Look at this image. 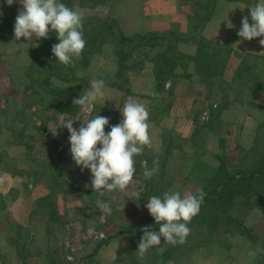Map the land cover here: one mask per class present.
I'll return each mask as SVG.
<instances>
[{
    "label": "rangeland",
    "instance_id": "1",
    "mask_svg": "<svg viewBox=\"0 0 264 264\" xmlns=\"http://www.w3.org/2000/svg\"><path fill=\"white\" fill-rule=\"evenodd\" d=\"M254 1L252 0V2ZM145 3L146 0H105V4L93 7L86 5L87 3L80 4L78 0H75L72 2L70 8L79 9L82 16L108 17L111 21H114L116 25L115 29H117L118 24L125 34L134 35L143 34L138 31H145L149 28V24L141 17L158 16L162 20L166 17H170V19L172 17L175 18L177 17L175 15L180 12L185 14L188 12V3L190 1L179 0L180 6L177 8L178 0H155L153 6L154 15L149 8H146ZM17 5L19 9V3ZM153 20L155 21L156 19L153 18ZM172 24L169 26L165 24L162 27L152 25L153 27L150 31L175 29ZM35 42V46L40 45V41L35 40ZM27 47L20 40H0V126L2 127L0 129L6 131L4 144L7 147L8 143L10 155L18 156L17 150H24L22 152L23 155L17 157L14 165L9 164L10 168L12 167L10 172L2 171L0 167V264H242L243 258L249 259V263L255 264L254 261L262 257L255 250H261L264 246V241H261L259 238L260 236L264 237V232L262 231L260 232L261 235L255 234V239L252 245L249 246L250 248L241 243L242 237L237 235L236 232L233 231L231 233L229 231L226 240H221V242H226V246L221 250H217L214 245V248L210 250L203 247L202 244H205L207 240L209 241V237L213 239L221 237V235L214 233L215 230H220L205 229L208 231L204 233V229L199 232L197 226L192 227L191 225H188L191 226V232L186 238L185 243L172 246L164 243L162 240L160 246L150 249L143 257H140L136 251L143 234L138 237H132V235L124 233L123 230L126 227L140 223L150 215L145 206L148 197L145 194L147 188L142 179V170H138V172L135 170L134 181L125 192H105L103 196H99L90 187L91 173L87 169L81 171V168L74 164L70 155V148L63 149L64 156L58 167L61 175L60 184L55 185V182L53 185L46 183L51 187L45 196L36 200L32 212L28 215L29 219H27L29 221L27 224L22 227L19 223L15 222L9 212L5 211L7 204L18 195L15 189H21L25 185L27 190L30 189L28 185H31L33 180L30 178V175L26 174L31 172L30 168L39 167L35 162L37 156L41 155L42 157V155H46V151H48L47 147H49L51 152L53 151L54 144L61 146L63 145L62 141L66 140L61 139L64 128L58 129V134L55 136L48 128L55 131V127L61 119L83 121L86 118H94L100 114L109 118L110 123L105 128V132L107 133L110 131L111 126L116 125L117 121L118 123L121 121L122 117L117 110V104L122 101L124 103L128 96H133L144 103L150 113L149 123L150 127H153L149 129L151 145L145 146L144 149L148 148L151 156L154 155L155 157L162 158L164 155L162 147L166 146L171 139V146L174 149L184 147V149L189 148L191 150L190 153L177 154L180 161H185L192 156L191 163L187 166V175L191 176V180L196 178L200 172L199 167H197L198 165L193 163L197 145L191 137H194L199 131L198 112L201 110V106L193 109L192 118L188 122L175 120L180 117L179 113L184 114L181 106L176 107L175 116L171 114L167 121L156 122L158 115L162 120L168 111L167 116H169L171 105L168 102L171 101L174 94L176 95L179 92L178 87L175 86L177 78L170 80L173 86H175L170 92H166L165 90L158 91L156 83L155 89L153 88L151 92L157 96H153L154 98L147 97L149 95L146 93L148 85L146 86L144 83L150 73L145 71V66L144 71L131 68L126 73L125 86L128 92L117 89V78L115 77L117 72L116 59L113 55L112 46L107 44L101 48L97 57L90 61L91 66L86 68L87 71L92 73V75H89L88 80H104L105 96L97 100L94 111L90 114L79 110L75 115L61 116L60 114L62 113H56L55 109L44 110V106L36 104L37 98L29 97L30 92L26 89L29 81L25 75H22L31 61L27 53ZM184 50L186 51V49ZM221 56V68L225 70L230 56L224 52ZM75 65H77L76 62ZM129 67H132V65ZM73 69L75 71L74 77L69 78V83L63 84L54 81L55 87L59 88L64 85L68 87L78 86L84 74L79 69ZM227 77L228 75L225 73V79ZM111 82L115 83L116 86L111 87L106 84ZM132 82L135 83L134 85L132 84L133 88H131ZM196 84L195 82L194 86L191 87L196 92H200V88L203 87L199 88ZM248 94V92L244 94L243 102L246 101L245 99H248ZM233 95L229 96V101L235 99ZM205 97L209 105L214 104L216 101L215 96L208 93V91ZM149 100H153V102ZM244 106L241 102H233L229 106L230 109L228 108L229 114L224 113L225 119L230 122L232 120L231 123H235L236 128H239V125L243 123L242 119L247 114V109ZM23 107L26 109L24 110ZM207 109L210 114V107H207ZM162 110H165L163 116ZM248 110L250 114L256 115V112H253L252 108ZM16 111L21 112L19 118L16 115ZM80 121H76L73 127L79 129L81 126ZM250 124L251 126L249 127L252 131L255 129V125ZM204 125H208V122L204 123ZM25 126L26 129H23V135L20 133L22 130L20 128ZM187 129L188 133H190L189 135L186 133ZM191 133L192 136L190 137ZM182 135L188 136L183 138ZM163 137H165L164 144L162 142ZM44 145L47 146L46 149ZM66 145H69V143H66ZM181 149L180 151H182ZM165 150L167 149L164 148ZM4 151L8 150L4 149ZM141 154L135 156L136 158L134 157L136 163L139 161ZM229 156L231 155L225 154L222 158L226 160ZM232 158L235 157L232 156ZM57 161L59 162L58 159ZM142 161H145V158ZM141 162L140 165H142ZM236 163L239 162L237 161ZM246 163L250 162L247 160ZM182 164H180V167ZM17 169H20L25 174L22 177L17 173L14 174ZM3 172L11 173V176L15 177L14 181L16 179L17 182L13 188L9 186L7 181L4 184L2 179ZM178 173L179 167L178 169L176 167L174 169L171 168L170 171L166 164L167 183L171 185V189H174V179H176ZM203 173V176L208 177L210 169L206 173L203 171ZM17 177H20V179L18 180ZM144 180L148 181L145 178ZM9 183L11 185V177ZM7 185L9 189H7ZM5 189L8 191H2ZM175 190L180 192L177 186ZM97 200L110 204L112 208L110 215L105 216L100 211L97 206ZM45 221L49 225L48 232L45 230ZM262 224L264 227V222ZM13 247L16 248V255L10 253V250L7 252V249ZM226 247L228 248L227 250H225ZM39 251H42V255H39ZM94 251L96 253L92 256V252ZM250 252H255L256 255L254 257L248 256ZM86 255H90L91 257L86 259ZM263 259L264 257L261 260Z\"/></svg>",
    "mask_w": 264,
    "mask_h": 264
},
{
    "label": "trees",
    "instance_id": "2",
    "mask_svg": "<svg viewBox=\"0 0 264 264\" xmlns=\"http://www.w3.org/2000/svg\"><path fill=\"white\" fill-rule=\"evenodd\" d=\"M73 1L75 0H61L62 3L69 7ZM78 1L80 4L87 3L86 5L93 7L105 4V0ZM189 1V10L185 14L186 23L183 29L178 24L173 23L172 25L175 29L168 31L153 30L143 34L127 35L120 28V25L117 24V29H115L114 21H111L108 17L82 16L86 47L79 60H75L77 63L75 67H66L57 63L56 58L51 55L52 46L58 43L54 32L49 34L48 39L38 40L40 41L39 46H35L36 42L34 39L25 41L24 38H21L20 42L28 46L27 53L31 58L27 69L22 74L29 81V85L26 87L30 92L29 97L37 98L36 104L44 106V110L55 109L56 113H62L67 116L75 115L80 109L78 106L73 105V99L78 98L84 89L89 88L91 83L88 77L92 73L87 71L86 68L91 66L90 61L97 57L101 48L110 44L116 59L117 72L115 77L117 78V89L128 92L125 86L126 73L131 68L142 71L147 63L152 64L151 69L158 91H163L165 83L173 78H191L190 70L193 74L198 75L201 80L207 82L208 93L215 96L217 105H210L208 125H204V127H211L214 120L219 119L222 112L227 110L233 102L243 103L242 99L247 91L253 92L258 97L261 96L264 101V56H259L255 53L239 55L238 63L231 79H225L224 69L221 68V54L224 52L230 56L234 53L232 49L233 41L230 37H227L222 43L212 42L205 39L202 34L206 23L212 16L217 0ZM225 1L242 2L247 6V9L254 5L252 0ZM17 13V3L9 7L6 1L0 0V40H15L14 24ZM181 44L193 47V54L182 52L179 49ZM53 57L55 58L54 60ZM131 65L132 67H129ZM73 68L81 70L84 74L82 80L79 81V85L75 87H68L67 85L59 88L55 87L54 81L63 84L69 83V78L74 77L75 71ZM106 84L111 87L116 86L112 82ZM231 94H234L233 97L235 99L233 101H229ZM255 108L259 110V121L256 124L253 145L246 150L236 149L229 152L231 156L226 158V160L220 157L217 158L218 166L214 175L204 185L199 186L197 192L194 193L198 194L203 189L206 195L199 214L189 224L192 227L197 226L199 232L203 229H223L220 233L225 231H231L232 233L234 231L245 239L250 246L256 235L255 232L244 225L245 217L254 209L260 210L264 215V103ZM23 109L25 110L26 108L23 107ZM161 112L163 116L165 110ZM20 114L21 112L16 111L18 118ZM158 118H155L156 122L162 121L159 115ZM20 129H22L20 133L24 135L23 129H26V126ZM68 134L67 129L64 128L61 139L66 140L62 141L63 145L61 146L53 143V151L51 152L49 147L44 145L45 149L46 147L48 148L46 155L37 156L35 159L39 167L30 168L31 172L26 174L30 175L34 184H42L47 187V190L51 186L49 187L46 183L53 185L55 182V185L60 184L61 175L58 167L64 156L63 149L70 148V144L66 145V143H69ZM162 142L163 144L165 143V137H163ZM164 148L167 150L164 151ZM1 149V170L10 172L12 167L10 168L9 164L14 165L17 157L23 155L22 152L24 150L18 149L16 152L18 156H13L10 155V152L4 151L5 148ZM162 149L164 155L159 158L154 155L151 156L148 148H143V154L139 157V161L135 162V170L144 172L145 166L140 165L141 160L145 158L148 169L153 167V160L159 161L158 174L148 179L147 182L144 180V176L142 177L147 188L145 193L147 197L152 195L162 197L165 192L171 189V185L167 183L168 178L166 175V158L171 153L170 151L174 149L171 146V139ZM232 156L235 158H232ZM247 160L250 163H246ZM237 161L239 163H236ZM16 173L20 177L25 174L20 169L14 172V174ZM9 174L11 175V173ZM44 226L48 232L49 225L47 221H45ZM144 227H151L155 231L159 230V226L156 225L153 218L149 215L140 223L126 227L123 231L127 235L138 237L143 234L141 229ZM259 238L264 241L263 236ZM95 253L96 251L92 252V256ZM89 257L91 256H85L86 259Z\"/></svg>",
    "mask_w": 264,
    "mask_h": 264
},
{
    "label": "clouds",
    "instance_id": "3",
    "mask_svg": "<svg viewBox=\"0 0 264 264\" xmlns=\"http://www.w3.org/2000/svg\"><path fill=\"white\" fill-rule=\"evenodd\" d=\"M6 3L9 7L14 3L20 5L14 24L16 41L21 38L25 41L48 39L49 34L54 32L58 43L52 46V55L57 63L66 67L75 66V60L81 57L86 47L83 17L79 9L70 8L61 0H6ZM248 9L251 23L248 16L242 18L237 32L241 41L264 37V2ZM259 44L264 48V39H260ZM104 96V80H93L87 90L73 99V105L90 114L97 100ZM119 111L121 121L111 126L107 133L105 128L110 123L109 118L100 114L83 121L76 120L81 122L79 129L73 127L76 121L72 119H61L55 131L48 128L54 136L58 134V129H67L71 158L81 171L89 170L90 187L99 196L105 192H125L134 181V157L140 155L145 146L151 145L150 113L145 104L128 96ZM141 163L145 166V179L158 174V160H153L151 169L146 167L147 161ZM205 195L203 189L198 194L184 196L175 189H169L162 197H148L145 206L159 230H152L151 227L141 229L143 235L138 243V255L143 257L150 249L160 246L162 240L172 246L185 243L191 232L188 225L199 214ZM97 206L105 216L112 212L110 204L101 200H97ZM249 255L254 257L256 253L250 252Z\"/></svg>",
    "mask_w": 264,
    "mask_h": 264
},
{
    "label": "crops",
    "instance_id": "4",
    "mask_svg": "<svg viewBox=\"0 0 264 264\" xmlns=\"http://www.w3.org/2000/svg\"><path fill=\"white\" fill-rule=\"evenodd\" d=\"M154 1L155 0H146L145 6L146 8H149L151 13L154 15L153 12V6H154ZM264 2V0H255L254 5L256 3ZM179 0L177 3V8H179ZM177 17H166L164 20H162L160 17H141L146 22L149 24V28H147L145 31H138L139 33H146L152 30V25H156L157 27H162V25H170L172 23L178 24L182 29L185 26L186 19H185V13H178L175 15ZM244 16L249 17V23H251V17L249 10L247 9V6L238 1H225V0H217L214 5L213 13L210 18V20L206 23L204 29H203V37L209 41L212 42H224L227 37H230L231 40L233 41V51L234 53L230 55L228 58L227 62V67L224 70V72L228 75L227 80H230L233 72L235 70V66L238 63V56L243 55L244 53H255L259 56H264V48H262L259 44L260 39H264V37L256 38L253 39L252 41H241L240 37H238L237 32L240 30L241 27V21ZM153 18L156 20L154 21ZM167 26V27H168ZM157 29V28H156ZM181 29V30H182ZM180 50L184 53L192 55L194 52V48L189 46V45H183L181 44ZM188 48V49H187ZM186 49V51L184 50ZM222 58V56H221ZM145 71L149 74V77L145 79L146 86L148 85V89L146 90V93L149 94L147 97H152L157 96L153 92V88L155 89V84L156 81L154 79L153 73H152V64L147 63L145 67ZM144 71V70H143ZM191 74V78L189 79H184V78H177L175 86L178 87V93L169 101L168 103L171 105L170 106V112L169 116L168 111L167 115H165L162 118V121H167L170 118V115L173 114L175 116V111L177 106H181L183 108L184 114L179 113V118L175 119L178 121H189L192 117L191 114H193V109L197 106H201V110L198 112V120H199V131L194 137L192 136V133L190 135L191 139H193L194 143L197 145L194 155L195 157L193 158V163L197 164L199 167V174L191 180V176L187 175V166L188 164L191 163L192 156L185 160V161H180L178 158V153H190V149L184 147H181L182 151H180L179 148L177 149H172L170 154L167 156V168L171 171V168L174 169L176 167L178 169L179 167V173L177 174L176 179H174V184L173 187L177 186V188L180 190L181 195L184 196L185 194H188L191 192L192 194L197 192V189L199 186H202L205 184V182L211 178L212 174L216 170L218 166V161L217 158L220 157L222 158L225 156V154H229V152L234 151L236 149H243L246 150L250 148L253 145L254 137H255V129H256V124L259 121V110L255 108L258 105H263L264 101L261 96L254 95L253 92L247 91L248 94V99H245L246 101L242 103V105H245V109H247V114L244 115V118L242 119V124L239 125V128H236L235 123H231L229 120L225 119V114H229V109L225 110L222 112L220 115L219 119L214 120V123L211 125V127H204L203 124L208 122L209 120V110L207 107H210L209 103L206 100V94L208 91V84L204 80H201L200 77L196 74H193V72L190 70L189 72ZM136 82V81H134ZM131 83V88L132 84L134 85L135 83ZM195 82L197 83L196 85L203 88H200V92H196L193 87ZM143 83V82H141ZM173 86V83L171 81H167L164 85V90L166 92H170V90H173L175 88ZM150 89V90H149ZM173 92V91H172ZM168 95V93H167ZM255 97V98H254ZM150 102H153V100H149ZM216 103H214L215 106ZM124 103L123 101L117 104V110L119 111L122 109ZM192 107V110H191ZM252 108L253 112H256V115L250 114V111L248 109ZM169 110V109H168ZM117 111V112H118ZM120 112V111H119ZM244 114V113H243ZM167 116V117H166ZM166 117V118H165ZM255 125V129L251 131L250 127L251 124ZM227 124V126H226ZM203 126V127H202ZM0 128H2L0 126ZM153 127H150V129ZM188 129L186 130V133H188ZM6 135L5 130L0 129V139H1V148L9 150V145L7 143V147L4 144V136ZM188 135H182L183 138ZM189 137V138H190ZM7 142V141H6ZM5 146V147H4ZM160 152V150H159ZM193 153V152H192ZM183 163L180 167V164ZM210 169V174L208 177L203 176V171L206 173ZM212 169V171H211ZM4 173V172H3ZM184 173V174H183ZM5 175V176H4ZM170 175V172H169ZM1 177V176H0ZM10 177H11V185H10ZM7 178V179H6ZM14 176H11L9 173H4L2 176V179L4 181V184L7 183L11 188L15 186L16 184V179L14 181ZM19 180L20 177H17ZM185 179V180H184ZM191 181V182H190ZM9 186L7 185V189H9ZM30 189H26L25 187H21V189H15L18 195L13 198L8 204H7V209L5 210L6 212H9L11 217L14 218L15 222L19 223L22 227L27 224L29 221L28 215L29 213L32 212V209L34 207V204L36 200L40 197L45 196L48 193L47 187L44 185L40 184H34L31 183V185H28ZM2 191H8V190H2ZM187 192V193H184ZM6 193V192H5ZM184 195H183V194ZM2 216V215H1ZM28 218V219H27ZM264 222V215L263 213L258 210L254 209L249 214L245 217L244 220V225L251 229L255 234H260V232H264V227L263 223ZM205 230V229H204ZM208 230H205L207 232ZM215 230L214 233L221 235V237H217L216 239H213L209 237V241L203 245V247H206L207 249H213L214 245L217 250L223 249V247L226 246V242H221V240H226L228 237L227 234L229 232L225 231L224 233H220L222 230L216 232ZM213 232V231H212ZM203 233V234H204ZM264 234V233H263ZM261 235V234H260ZM227 236V237H226ZM207 237V236H206ZM241 243L250 248L249 244L245 239L242 238ZM239 244V243H238ZM201 247V245H200ZM264 248V246H263ZM263 248L260 249H255L258 251V254L262 257H264V251ZM228 248L226 247L225 250ZM10 250V253L13 255L17 253L16 248H9L7 249V252ZM46 250V249H44ZM39 255H42V251H39ZM249 256V255H248ZM259 257V256H258ZM260 258V257H259ZM249 259L243 258L242 259V264H251L249 263ZM255 264H264V259L261 260L257 259L254 261Z\"/></svg>",
    "mask_w": 264,
    "mask_h": 264
}]
</instances>
